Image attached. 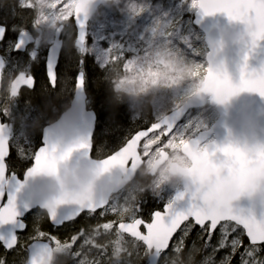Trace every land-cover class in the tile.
Returning <instances> with one entry per match:
<instances>
[{"label":"snow or ice","instance_id":"1","mask_svg":"<svg viewBox=\"0 0 264 264\" xmlns=\"http://www.w3.org/2000/svg\"><path fill=\"white\" fill-rule=\"evenodd\" d=\"M94 0H54L50 5L53 27L57 22L60 25L65 21H75L83 28L88 18L89 10ZM21 8L34 9L32 3H22ZM192 6L199 9L204 16L223 14L231 21H239L254 26L252 32L254 47L256 42L264 41V0H192ZM142 11V9H141ZM35 24L39 20L35 18ZM59 30V29H58ZM7 29L0 27V40L5 36ZM84 43L86 36L83 32L79 36ZM23 44L21 40L18 47ZM244 57V64L240 68L238 81L223 66H206L196 64L194 77L200 78L199 91L212 96L215 102L224 104L232 97L241 93H256L264 97V68L250 69ZM114 59H119L114 58ZM167 67L165 60L156 59L154 65L147 68H137L132 62L125 63L124 73L139 74L145 84H156L162 75L160 67ZM4 64L0 62V70ZM49 79L53 87L56 86L57 76L49 63ZM170 83L175 77L168 74ZM124 79L120 84H124ZM35 87L34 77L21 73L13 81L11 94L16 96L23 88ZM76 87H85V78L81 74ZM182 111L178 110L174 116L165 117L149 124L127 140L117 151L104 156L98 162V174H104L112 169L119 168L125 174L136 175L137 169L144 163L153 164L157 158H167L169 151H183L190 156L192 166L189 171L202 181L206 177L221 170L227 172L228 178L240 183L243 190L251 186L253 177L264 176V143L251 146H241L237 143L224 145H201L200 140L186 138L176 131V123L181 118ZM90 140H82L65 151H60L55 144L45 142L34 157V163L28 169L27 175L36 174L59 175L60 165L68 161L77 150L91 151ZM11 154L9 137L5 134V124L0 122V226L15 225L17 231L3 241V254H0V264H10L7 254L13 250H23L27 253L25 264H47V257L55 249L61 257H72L74 264H102L103 257H108L109 264H115L116 257L125 250L128 241H132L137 248L136 255H143L145 260L155 259L157 264H175L179 258L190 260V254L198 251L196 241H192L189 255L185 258L186 241L194 229L199 228L197 239L206 255L200 264H217V253L227 250L219 260V264H233L234 258L239 257L238 264H264V214L257 216L253 211L241 209L232 211L223 207L210 208L193 196V203L186 211L175 210L174 204H169L164 212L153 214L151 220H145L137 214V202L128 210L126 199L117 196L111 199L97 200L91 195H74L62 197L54 202L44 204V215L53 224L57 223L59 209L65 205H73L76 211L66 216L63 222H71L83 215L99 217L100 221L89 228H81L67 240H62L52 232H45L38 225L34 229L29 243H24L19 233L27 228L21 220L15 194L8 191L7 159ZM182 198V197H179ZM109 216L115 219H107ZM143 229V230H141ZM179 232V235L176 234ZM112 233L115 236L111 255L108 246L92 239L93 234L103 235ZM175 237V239H174ZM127 238V239H126ZM85 246L95 248L98 252L96 260H89L82 255ZM142 249V251H141ZM133 253L127 251L126 256ZM125 264H130L126 261Z\"/></svg>","mask_w":264,"mask_h":264},{"label":"trees","instance_id":"2","mask_svg":"<svg viewBox=\"0 0 264 264\" xmlns=\"http://www.w3.org/2000/svg\"><path fill=\"white\" fill-rule=\"evenodd\" d=\"M169 0H150L149 8L145 12L136 13L137 22L132 25H128L125 33L121 36L118 43L107 51L104 56H90L80 53L74 46L64 43L62 53L60 56L58 68L56 71L57 82L55 89H52L46 80L44 61L43 64H39L37 61L33 62L27 60L28 51L25 54H12V48L17 36L22 34L36 33V30L31 27L35 22L34 11L29 14V22L26 25H21V20L26 8L19 6V0H7L4 4V12L0 11V25L7 29V35L0 46V53L5 60L11 62L16 66L15 74H27L34 77L36 80L35 88L31 95V101L27 105L25 110V117L20 123L23 127H30L33 125L32 132H28L27 136L29 146L36 150L39 147L40 132L42 127L59 116L64 112L72 99L74 92V85L76 77L79 73H84L85 77V92L87 96V107L89 110L94 111L97 118V125L92 139V157L96 160H101L104 156L110 154L113 151H117L124 143L127 142L137 131L146 128L149 124L162 119L169 112L177 109L182 103L181 98L188 94L190 87L187 83L180 86H172L164 89L154 100L146 101L143 105L131 106L130 100L116 101L114 99V82L112 79L114 69H120L122 71L123 65L128 62H132L137 68H147L150 65H154L157 58L165 60V57L171 54V51L180 53L186 60L197 64L194 55L190 52L189 45H196L190 43L191 39L184 37L183 46H179L177 49L172 50L171 46L164 44V37L160 35H154L148 32V29H142L145 24L142 22L143 16H149L151 12H155L158 7L166 8ZM172 1V0H171ZM31 3V2H29ZM122 5H126L127 9H133L132 0H121ZM106 2L103 3L102 9ZM121 5V4H120ZM182 8L170 9L166 11L167 14H173L171 18L172 23L183 26V22L178 21L180 17H187L183 14ZM165 13V11H164ZM167 16V15H166ZM165 16V17H166ZM163 16H161L162 18ZM165 17L163 19H165ZM191 20V17L189 18ZM135 20V21H136ZM154 21L153 23H155ZM158 22V21H157ZM191 22V21H190ZM189 22V23H190ZM145 23V22H144ZM18 27L13 28V25ZM69 26L73 25V21L69 22ZM190 28L195 31L191 27ZM182 30V28H181ZM180 30V31H181ZM38 33V32H37ZM184 33V32H183ZM182 33V34H183ZM165 36L166 33H165ZM202 37V35H201ZM171 50V51H170ZM202 56L206 52V48L201 44ZM119 59H114V58ZM200 60V57H199ZM201 61V60H200ZM8 63V65H9ZM160 68L164 66H158ZM123 72V71H122ZM131 74L132 79L128 80L127 76L124 79L128 84H135L137 79L141 80L144 87L156 85L145 84L143 78L139 74ZM118 75V74H117ZM121 80V79H120ZM119 80V82H120ZM116 83V89L119 90L122 84ZM135 92V89H132ZM143 91V89H141ZM121 106L122 109H119ZM193 113V112H191ZM16 145V142L14 143ZM11 156L7 162L8 170L17 176H22L23 173L30 167L31 162H15L13 161L14 149L12 148V142L10 143ZM126 191L123 190L120 195H123ZM153 193L151 190H146L140 195L137 200V214L145 220H150L153 213L162 211L166 205V200L163 199L159 202L152 201ZM114 216H109L107 219H115ZM97 222L100 221L99 217H90L88 215L81 216L75 222L64 225L60 229H55L50 226L47 217L44 213L36 211L27 217V232L21 237L24 243H29L31 236L33 235V225L39 226L45 232H52L54 235L59 236L62 240H67L71 235L77 233L81 228H91ZM199 228L193 230L191 236L186 241L187 247L184 252V257L189 255L188 249L191 248L192 238L197 237ZM92 239L100 244H105L109 249V256L111 255L115 236L112 233L96 235L93 234ZM127 239V238H126ZM198 240V239H197ZM202 242L197 241L196 248L198 251L191 253L194 256L193 264H199L204 256V249L201 246ZM132 241H128L125 245L133 254L126 256V261L130 264H148L143 256H140V260L136 255V245ZM2 250V249H1ZM142 250V249H141ZM12 252L7 254L10 256H20L25 262V255ZM23 251V250H22ZM55 256H56V250ZM25 254V252H24ZM59 256V253L57 254ZM82 255H86L89 260H96L100 258L95 248H89L85 246ZM218 253L216 254V256ZM215 256V258H216ZM102 264H109L108 257H103ZM239 257L234 258L233 264H237ZM55 262V260H54ZM53 262V264H54ZM55 264H74L72 257H60ZM115 264H124V261L116 259Z\"/></svg>","mask_w":264,"mask_h":264},{"label":"water","instance_id":"3","mask_svg":"<svg viewBox=\"0 0 264 264\" xmlns=\"http://www.w3.org/2000/svg\"><path fill=\"white\" fill-rule=\"evenodd\" d=\"M104 1L105 0H94L90 7L88 18L85 21L83 28L79 27V25L75 21H73L75 29L74 46L81 53H83L84 51V47L88 37L89 22L91 21L93 15L101 8ZM192 25L204 36V44L207 50V55L205 57L206 66L225 67L227 71L232 75L234 81L239 80L240 68L245 62L244 57L246 55L249 57L247 60V64L250 69L259 70L261 68H264V46L257 47L254 52L248 53L246 49L242 48L238 44L234 43L231 39L227 38V33L229 32L235 34L243 31V25L236 24L235 22L229 20L228 17L223 14L204 16L201 14L199 9H197L196 13L194 14ZM0 27L4 26L0 25ZM64 29V25H60L56 28L52 44L48 47L45 56V75L52 89H55L56 86L53 87L49 79V63L52 64L56 73L63 49L62 36ZM81 32H83L86 36V40L84 43H81L79 39ZM6 35L7 32L5 33L4 38L0 40V45L4 42ZM21 40L23 41V44L18 47V44ZM34 45V37L29 34H22L20 36H17V38L15 39L13 53L24 54L28 48ZM0 62L4 64L5 69V61L1 55ZM81 74L83 73H79L76 77L72 101L67 111L63 113L56 122L43 129L41 147H44L45 142L47 141L49 144H55L62 152L82 140H90L92 144V139L97 124V118L92 110L87 109V96L85 87L82 89H78L76 87L77 80ZM18 76L19 75H17L16 77ZM16 77L14 78V80L16 79ZM12 85L13 82L11 84V88ZM33 88L25 87L23 89L33 90ZM207 106L216 110L218 118L208 131L199 133L195 138L191 140H200L202 146L205 144L222 146L226 143H234L236 141H239L241 146L245 144L251 146L258 143H264V97H261L256 93H241L239 97L235 98L232 101V107L229 109L222 108L217 102H215L210 94H207L203 100H197L191 104L182 103L177 109L169 112L163 118L174 116L178 110H181V118H179L178 122L176 123L177 129V127L183 122V120L190 112L202 110ZM0 122L4 123L1 116ZM4 124L7 126V136L9 137L10 143L11 133L9 130V126L6 123ZM249 129L251 130L250 132ZM91 151L89 152L85 150H77L73 152L71 158L67 162L68 165L73 169H88L93 166H97L99 161L93 160L91 158ZM33 163L34 158L31 167L33 166ZM27 172L28 169L25 171L23 176L19 178L14 173H9L8 171V191L12 192L16 196L18 209L22 214V221H24L25 217L35 211H41L44 213V203L39 194L35 193L34 189L29 185V176L27 175ZM122 191L123 190H121V192ZM192 203V192L187 190L183 186L181 190H177L174 193L171 202V204H174L175 210L177 211H186ZM168 205H165L160 212H164ZM242 207L245 210L255 212L257 216L264 214V208L254 206L248 200H244L242 202ZM75 211V206L65 205L59 209V217L57 223L53 224L50 219H48V222L51 227L60 229L64 225L75 222L80 218L79 217L78 219L71 222H61L64 221L66 216L72 215ZM153 214L151 216V219L153 217ZM16 231L17 229L15 225L0 226V236H3L5 240L9 239L11 235ZM25 231L26 229L19 234H22ZM176 235L178 236L179 232ZM0 244L3 246V241H0ZM54 259L55 253L53 250L52 253L47 257V264H53ZM147 261L148 264H157L155 259H149Z\"/></svg>","mask_w":264,"mask_h":264},{"label":"clouds","instance_id":"4","mask_svg":"<svg viewBox=\"0 0 264 264\" xmlns=\"http://www.w3.org/2000/svg\"><path fill=\"white\" fill-rule=\"evenodd\" d=\"M119 0H106V3L116 4ZM54 0H32L33 8L36 12V19L39 20L38 27L47 31L51 26V17L48 16L52 11L50 5ZM236 24L244 26V30L238 33H227V38L234 43L246 49L248 53L254 52L257 47L264 46V41L256 42L255 47L252 32L254 26L233 21ZM64 23H67L65 21ZM36 25V24H35ZM57 27L60 23L57 22ZM37 27V25H36ZM171 51V50H170ZM167 67L160 68L162 73L159 82L152 86L144 87L141 80L137 79L135 84L125 83L116 89V83L127 76L132 79L131 74H125L120 69H114V99L116 101L133 100L137 105H143L146 98L149 100L156 97L166 88L180 86L187 83L190 91L180 100L183 104H191L197 100H203L207 93L199 91L200 78L194 77L192 73L196 71V63L186 60L180 53L171 51V54L165 57ZM4 69L0 70V101H11L16 96L11 94V81L5 87L3 84ZM118 74V75H117ZM168 74L175 77V82L170 83L167 79ZM132 89L136 91L133 92ZM143 89V91H141ZM241 94L232 97L224 104L218 103L222 108L232 107V101ZM5 111L8 110V103L3 104ZM251 130L249 129V132ZM5 134L7 135V126L5 125ZM239 145L240 142L236 141ZM250 146V145H243ZM66 162L61 163L59 175L36 174L29 176V185L38 193L44 204L54 202L62 197L74 195H91L97 200L101 198H114L121 190L127 192L126 201L130 211L137 202L140 195L148 189H159L165 184L175 187L183 186L191 191L198 201L210 208L223 207L232 211L243 209L242 202L248 200L254 206L264 208V176L257 175L250 181L251 186L243 190L240 183L228 178L227 172L221 170L219 175L212 174L202 181L198 176H194L189 169L192 166V160L189 155L183 151H169L167 158H157L153 164L144 163L137 169L136 175L125 174L121 169L115 168L104 174H98V165L88 169H73ZM135 246V245H133ZM129 251L126 247L119 256L118 260L124 261L125 253ZM194 256L190 254V260L177 259L175 264H193ZM55 264V262H54Z\"/></svg>","mask_w":264,"mask_h":264},{"label":"rangeland","instance_id":"5","mask_svg":"<svg viewBox=\"0 0 264 264\" xmlns=\"http://www.w3.org/2000/svg\"><path fill=\"white\" fill-rule=\"evenodd\" d=\"M7 0H0V11L4 12V4ZM22 3H32V0H21ZM106 2V0H105ZM149 2L150 0H132V6L133 9H127L126 5H122L121 0H119L118 3L112 4V3H106L105 6L97 11L91 21L88 25V37L87 42L85 44V48L82 54L90 55V56H104L109 49H111L115 44L118 43L121 36L125 33V30L128 25H132L135 22H137V16L136 13L145 12L149 8ZM121 4V5H120ZM168 5L166 8H160L158 7L156 11L151 12L149 16H143L142 22L144 27L142 29H148V32L154 35H160L164 37V44L167 46H171V49H177L178 45L183 46L184 37L188 35V37L191 39L190 43H195L196 45H189L190 46V52L194 55L193 57L198 60L197 64H203L206 65L205 57L207 55V50L205 54L200 56L202 54L201 50V44L204 45V36L203 34L198 31L193 25V17L196 13V8L192 6V0H169ZM174 7L182 8V11H179L183 14H186L187 17L182 18L180 17L178 21L183 22V26L180 27L177 24L172 23L171 18L173 17V14H167L166 11H169L170 9H174ZM27 9V8H26ZM142 9V11H141ZM34 11V16L36 18V12L34 9H27V11H24L21 17V20L19 23L23 26L26 25L29 22V14ZM165 11V13H164ZM167 15V16H166ZM161 16H163L161 18ZM166 16V17H165ZM165 17V19H163ZM191 17V20L189 19ZM136 20V21H135ZM156 21L155 23H153ZM158 21V22H157ZM191 21V22H190ZM145 22V23H144ZM191 27L195 30L193 31L190 28ZM69 22L64 23L62 25L65 26V30L63 33V42L67 45H71L72 42L75 41V30L74 26H69ZM37 25V27H36ZM35 22L32 23L31 27H33L36 30V33H33V37L36 39L37 45L30 48L28 51V56L26 57L27 60H31L33 62H38L39 64H43V61L46 56V52L48 47L52 44L54 32L57 28V26L49 27L47 31L41 30L38 25ZM13 28L18 27L16 24L12 26ZM182 28V30H181ZM181 30V31H180ZM38 32V33H37ZM184 32V33H183ZM165 33L167 36H165ZM183 33V34H182ZM203 39H202V37ZM206 48V47H205ZM170 55V54H169ZM168 56V55H167ZM200 57V60H199ZM16 71V66L13 65L11 62L9 65L7 64V67L3 73V81L4 83H7L11 80L12 75ZM136 82V81H134ZM125 84V83H124ZM123 85V84H122ZM129 103H131V106H137V102L130 100ZM18 103L12 104V106L9 108V110L5 111V117H7L11 120L13 118V121L15 123V127H13L12 130H14V134L12 135V148L15 150L13 153V161L15 162H31L34 157V152L30 146L28 140V137L25 136L28 134L24 132L25 128L19 124L20 121L18 120V117L15 116V114H18L17 111ZM218 118L217 112L214 108H210L207 106L206 108L198 111H194L193 113H189L186 118L183 120V122L177 127L176 131L178 134L184 135L186 134V138L193 139L195 138L199 133L208 131L211 126L216 122ZM16 142V145L14 143ZM33 150V151H32ZM182 186L175 187L172 185L165 184L159 189H149L151 190V193L153 198L152 201L159 202L160 200H163L164 198L166 200V205L170 204L172 202L174 193L177 190H181ZM121 192L116 195L121 200L126 198L127 192H125L123 195H120ZM36 226L33 225V235H34V229ZM196 241L197 246V237H193L192 241ZM192 246V243L191 245ZM142 251V250H141ZM227 250H224L223 252L218 253L216 256L217 264H219V260ZM0 254H3V251L0 248ZM55 256V262L60 258L61 256L57 255ZM203 255L205 256L206 253L204 251ZM143 256V255H140ZM140 256L138 259L140 260ZM203 256V257H204ZM23 257V256H22ZM202 257V258H203ZM8 260L10 264H25L23 259L20 256L13 255L8 257ZM239 262V259L237 261V264ZM190 264V262H189ZM200 264V263H199Z\"/></svg>","mask_w":264,"mask_h":264},{"label":"flooded vegetation","instance_id":"6","mask_svg":"<svg viewBox=\"0 0 264 264\" xmlns=\"http://www.w3.org/2000/svg\"><path fill=\"white\" fill-rule=\"evenodd\" d=\"M75 43V42H74ZM74 43L72 42V46H74ZM35 45H37V43H35ZM63 45H64V42H63ZM14 46V45H13ZM12 54L13 55H17V54H14L13 53V48H12ZM0 55H1V53H0ZM2 56V55H1ZM3 58V57H2ZM4 59V61H5V69H6V67H7V64L9 63L7 60H5V58H3ZM5 69H4V71H5ZM44 70H45V67H44ZM17 75H20V74H13L12 75V77H11V84H12V82H13V80H14V78L17 76ZM25 75H27V74H25ZM27 76H31V75H27ZM31 77H33V76H31ZM45 77H46V75H45ZM47 80V79H46ZM3 84H4V86L6 87L7 86V84H8V82L7 83H4V81H3ZM35 85H36V80H35ZM35 88V87H34ZM34 88H33V90H34ZM33 90H27V89H21L20 90V92H19V95L18 96H16L13 100H11V101H0V116H1V118H2V120H3V122L4 123H6L8 126H9V130H10V133H11V138H10V143H11V141H12V135L14 134V130H12L13 129V127H15V123L14 122H11V121H13V118H11V120L7 117V119H6V117H5V110H4V108H3V104L5 103V102H7L8 103V110H9V108L12 106V104H14V102L15 103H18V106H17V111H18V114H15V116H17L18 117V120L20 121V123L22 122V119L23 118H26L25 117V110H26V108H27V105L29 104V102L32 100L31 99V95H30V93L29 92H32ZM73 97V96H72ZM71 101H72V99H71ZM71 101H70V103H71ZM70 103H69V105H70ZM68 108H69V106H68ZM67 108V109H68ZM67 109L64 111V112H62L59 116H57L55 119H53L52 121H50V122H48V123H46L43 127H42V129H41V132H40V141H39V147H41V145H42V142H41V139H42V131H43V129L45 128V127H47V126H49V125H51V124H53L54 122H56L58 119H59V117L63 114V113H65L66 111H67ZM87 109L89 110V108L87 107ZM94 112V111H93ZM19 123V124H20ZM35 123H31L29 126L30 127H24L25 128V130H24V132L25 133H27V132H32V130H33V125H34ZM97 125V124H96ZM30 141H31V139H29ZM39 147L35 150V152H34V155H35V153H36V151L39 149ZM11 148V147H10ZM33 151V150H32ZM10 156H11V154H10ZM9 156V157H10ZM34 158V157H33ZM91 158L93 159V160H96V159H94L93 157H92V151H91ZM9 160V159H8ZM33 161V160H32ZM32 161H31V165H32ZM97 161H100V160H97ZM8 162V161H7ZM31 165H30V167H31ZM29 167V168H30ZM28 168V169H29ZM9 171V170H8ZM9 173H11V172H9ZM25 173V172H24ZM23 173V174H24ZM23 176V175H22ZM21 176V177H22ZM19 178H21L20 176H18ZM36 212V211H35ZM41 212V211H40ZM160 212V211H159ZM34 213V212H33ZM33 213H31V214H33ZM43 213V212H42ZM31 214H29L28 216H30ZM27 216V217H28ZM27 217H25V219H24V222L27 224ZM47 217V216H46ZM48 219V218H47ZM27 227H28V225H27ZM56 229V228H55ZM27 232V228H26V231L24 232V233H22V234H19L20 235V238L25 234ZM0 248L2 249V251H3V246L0 244ZM17 250V249H16ZM16 250H13V252L15 253L16 252ZM24 252L25 251H17V254H20V255H25V261H26V259H27V253L25 252V254H24ZM55 252V251H54Z\"/></svg>","mask_w":264,"mask_h":264},{"label":"bare ground","instance_id":"7","mask_svg":"<svg viewBox=\"0 0 264 264\" xmlns=\"http://www.w3.org/2000/svg\"><path fill=\"white\" fill-rule=\"evenodd\" d=\"M83 74H84V73H83ZM72 96H73V95H72ZM118 108H119V109H122V107H121V106H118Z\"/></svg>","mask_w":264,"mask_h":264}]
</instances>
